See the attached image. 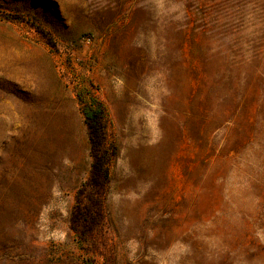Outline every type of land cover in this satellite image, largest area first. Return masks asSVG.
<instances>
[{
    "label": "rangeland",
    "instance_id": "obj_1",
    "mask_svg": "<svg viewBox=\"0 0 264 264\" xmlns=\"http://www.w3.org/2000/svg\"><path fill=\"white\" fill-rule=\"evenodd\" d=\"M90 82L118 151L86 253ZM88 258L264 264V0H0V264Z\"/></svg>",
    "mask_w": 264,
    "mask_h": 264
},
{
    "label": "trees",
    "instance_id": "obj_2",
    "mask_svg": "<svg viewBox=\"0 0 264 264\" xmlns=\"http://www.w3.org/2000/svg\"><path fill=\"white\" fill-rule=\"evenodd\" d=\"M8 18L25 21L21 15H10ZM98 92L99 89L92 82L76 92L87 127L92 163L87 181L75 195L70 212V229L78 247L86 253L89 252L91 239L105 224V199L110 185V169L118 151L117 145L109 138L111 120L108 107ZM85 264H94L93 259L88 258Z\"/></svg>",
    "mask_w": 264,
    "mask_h": 264
}]
</instances>
